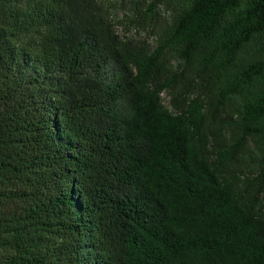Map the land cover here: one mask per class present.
Wrapping results in <instances>:
<instances>
[{
  "label": "trees",
  "instance_id": "16d2710c",
  "mask_svg": "<svg viewBox=\"0 0 264 264\" xmlns=\"http://www.w3.org/2000/svg\"><path fill=\"white\" fill-rule=\"evenodd\" d=\"M121 1L0 0V264H264V0Z\"/></svg>",
  "mask_w": 264,
  "mask_h": 264
},
{
  "label": "rangeland",
  "instance_id": "374dc122",
  "mask_svg": "<svg viewBox=\"0 0 264 264\" xmlns=\"http://www.w3.org/2000/svg\"><path fill=\"white\" fill-rule=\"evenodd\" d=\"M105 3L109 4L112 9V14L115 17V19L123 18L125 17L126 13L130 12V9L128 8V4L121 0H104ZM120 33H125V29L121 27L120 25L117 27ZM136 31H131V35H135ZM148 37L150 41H154L155 37L154 35L149 31H143L141 33V36L139 38ZM165 97V95H164Z\"/></svg>",
  "mask_w": 264,
  "mask_h": 264
}]
</instances>
